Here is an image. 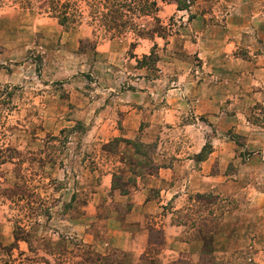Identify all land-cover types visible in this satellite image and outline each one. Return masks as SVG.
I'll list each match as a JSON object with an SVG mask.
<instances>
[{"label": "rangeland", "instance_id": "obj_1", "mask_svg": "<svg viewBox=\"0 0 264 264\" xmlns=\"http://www.w3.org/2000/svg\"><path fill=\"white\" fill-rule=\"evenodd\" d=\"M48 1L69 5L74 22L61 24ZM157 3L154 13L131 12L134 26L105 30L93 18L105 9L102 0H0V155L10 158L0 164V191L8 194L0 193V264H163L164 252L157 261L154 256L157 231L150 233L156 245L142 261L121 250L95 248L108 210L97 205L96 212H85L83 205L100 190L102 167L115 155L128 156L129 169L131 159L147 162L157 151L169 158L186 143H203L206 158L208 142L218 135L233 145L232 166L242 173L249 151L241 129L245 120L258 124L262 105L228 97V76L218 65L225 52L218 55V43L204 42L206 35L217 37L233 7L228 0H186L181 10L172 0ZM154 26L159 33H150ZM141 93L148 96L142 100ZM134 102L177 111L161 121L156 115L149 139L144 122L133 137L113 136ZM229 108L241 114L229 118L227 128ZM115 138L123 146L102 148ZM113 175L118 185L120 174ZM246 182L241 178L237 188ZM222 201L227 208L238 203L237 196H221L210 212L204 200H190L187 217L196 214L216 226Z\"/></svg>", "mask_w": 264, "mask_h": 264}, {"label": "crops", "instance_id": "obj_2", "mask_svg": "<svg viewBox=\"0 0 264 264\" xmlns=\"http://www.w3.org/2000/svg\"><path fill=\"white\" fill-rule=\"evenodd\" d=\"M228 2L233 10L227 15L225 26L220 29L217 37L206 35L205 41H202L211 40V43L206 44L212 47L218 43V55L225 52L227 58L221 60L220 57L218 65L224 75L228 76L230 96H227L233 102L242 101L248 106L256 102L262 105V110L258 111H261L259 116L263 118L258 124L245 120L247 125L241 129L249 151L241 164L242 173H236L232 166L237 158L231 142L223 141L216 135V138L208 142L211 150L206 158H192L199 153L203 143L194 147L186 143L181 146L182 150L179 148L178 153L169 158L157 151L152 159L153 164H157L155 173L142 177L136 175L134 185L125 194H121L118 189H110L112 175L118 173L121 181H125L131 172L126 167L128 156L115 155L112 157L113 163L107 161L110 166L102 167L100 190L96 188L91 192L83 205L85 212H96V207H99L97 205H102V211L107 207L106 214H102V236L94 242L99 252L108 247L127 252L133 259L136 256L134 261H142L148 255V249L156 245L150 233L157 231L160 241L156 245V261L162 258L164 252L166 260L163 264H176L180 259L188 260L190 264H199L201 241L192 237L194 230L188 222L197 223L200 216L195 214V218H189L186 223L179 221V218L191 211L188 209L191 200L189 196L210 193L228 199L237 196L238 202L225 209L217 220V230L211 235L210 256L214 261L233 258L237 264H264V0ZM141 94L142 97L148 96ZM147 104L134 102L129 109H124L120 128L114 130L117 134L113 136L133 137L140 122H144L143 132L149 139L157 123L156 115L161 121L171 115L168 112L177 111L168 108L169 105L163 109L164 112L160 108L154 111L151 107L147 108ZM160 107L164 108L163 104ZM200 110L197 113H202ZM232 111L230 108L226 111L227 122L229 118L241 114ZM207 117L212 118L213 115L207 113ZM159 147L160 144H157V150ZM241 178L248 183L237 188ZM240 251H243L242 263H239Z\"/></svg>", "mask_w": 264, "mask_h": 264}, {"label": "trees", "instance_id": "obj_3", "mask_svg": "<svg viewBox=\"0 0 264 264\" xmlns=\"http://www.w3.org/2000/svg\"><path fill=\"white\" fill-rule=\"evenodd\" d=\"M159 1H166V0H159ZM175 5L176 9L181 10L184 9L187 5L186 0H172ZM189 2H192L193 0H188ZM102 2L105 4L104 10L101 12H98V17H93L95 19L98 18L99 25H101L105 30H108L110 28L114 29H124L126 25H131L134 26L130 22V13L131 12H136L138 14H143V13H154L157 9L158 6V0H102ZM55 3V4H54ZM47 6L50 8L52 12H55L57 15L56 17L58 18V21L61 24L65 23H72L74 22V14L72 11H70L69 5L67 4H58V2H53V1H48ZM132 14V13H131ZM95 16V15H92ZM156 20V19H155ZM158 27L154 26L150 29V33H155L158 32L159 30L157 29ZM136 35L139 36L140 31H136ZM149 56L143 55L142 58H148ZM121 138H115L112 139L110 142L112 143H105L102 145V148L107 146V145H115L117 146L119 142H121ZM126 141V140H125ZM131 143L130 141H126ZM132 144H135L132 142ZM134 146V145H133ZM205 146L201 148L199 153L195 156V158H204V152H205ZM10 158H7L5 155H0V164L9 161ZM130 167L129 171L131 172V176L129 180L126 181H119L120 183L118 185H113L112 179L115 178L114 175H112L111 178V184H110V189H118L121 194H125L131 186L134 185L135 183V176H144L145 174H151L155 173L156 164H153L152 159L146 161H140V160H130ZM151 164V165H150ZM21 187V186H20ZM19 185H15L13 188L15 189L14 191L20 192V194H23L21 191V188ZM2 195H8L7 194V189H2L0 191ZM15 193V192H14ZM12 193V194H14ZM193 196V197H192ZM189 196L188 198L191 199L192 201L198 203L199 199L204 200L203 206L206 207V209L210 212L214 210V204L215 201H219L220 196L213 195L210 193H203V194H195ZM192 197V198H191ZM222 204L224 207L220 208V214L218 218L215 219L216 221V226L215 225H208L206 224L205 218L202 219V217H199L197 220V223L191 221L188 222L189 226L193 227V235L192 237L197 238L201 241V257H200V262L199 264H237L235 260L229 259V260H219V261H214V259L210 256V253L212 251V246H211V235L212 233L216 232L217 230V220L219 219L221 213L227 209L226 203L224 204V201H222ZM226 207V208H225ZM201 212L202 207L199 208V206L196 209V212ZM206 211V212H208ZM189 216L187 213L182 215L181 218H179V221H183L186 223L188 221ZM183 218H185L183 220ZM242 253H239L241 256V260L239 263H242L244 261L243 258V251H240Z\"/></svg>", "mask_w": 264, "mask_h": 264}]
</instances>
